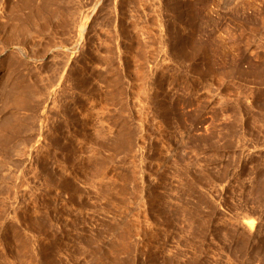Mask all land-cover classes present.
Returning a JSON list of instances; mask_svg holds the SVG:
<instances>
[{
    "label": "rangeland",
    "instance_id": "rangeland-1",
    "mask_svg": "<svg viewBox=\"0 0 264 264\" xmlns=\"http://www.w3.org/2000/svg\"><path fill=\"white\" fill-rule=\"evenodd\" d=\"M0 264H264V0H0Z\"/></svg>",
    "mask_w": 264,
    "mask_h": 264
}]
</instances>
